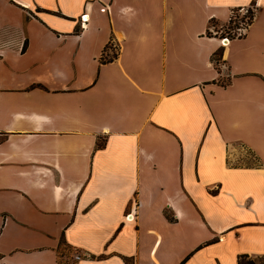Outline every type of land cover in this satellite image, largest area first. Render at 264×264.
<instances>
[{
  "label": "crops",
  "instance_id": "1",
  "mask_svg": "<svg viewBox=\"0 0 264 264\" xmlns=\"http://www.w3.org/2000/svg\"><path fill=\"white\" fill-rule=\"evenodd\" d=\"M240 256L264 262V0H0V264Z\"/></svg>",
  "mask_w": 264,
  "mask_h": 264
},
{
  "label": "built area",
  "instance_id": "2",
  "mask_svg": "<svg viewBox=\"0 0 264 264\" xmlns=\"http://www.w3.org/2000/svg\"><path fill=\"white\" fill-rule=\"evenodd\" d=\"M252 10V8H251ZM249 11H247L246 9H240L239 10V14L241 17H243L242 21L237 23L235 22V17L233 16V12H231L230 17L228 19V24L230 25V27H228L226 29L225 32H220V37H219V42L221 47H227L230 43V41L233 38H239L241 36H243L248 28V25L250 24V22L252 21L251 17L249 16H245V14H248ZM252 16H253V12L251 11ZM88 21V14L84 13L81 17H80V29H84L85 28V23ZM217 34V33H215ZM214 34V35H215ZM135 215H133L132 211L130 213H128L124 220L125 222H131L134 220ZM81 259V256H75V260H79Z\"/></svg>",
  "mask_w": 264,
  "mask_h": 264
},
{
  "label": "rangeland",
  "instance_id": "3",
  "mask_svg": "<svg viewBox=\"0 0 264 264\" xmlns=\"http://www.w3.org/2000/svg\"><path fill=\"white\" fill-rule=\"evenodd\" d=\"M248 12V14H245V16H249V14L251 13V8H247L246 9ZM233 16L235 17V22L239 23L241 22L243 19V17L240 16L239 11H234L233 12ZM242 159V158H241ZM241 165H251V164H255L254 161H252L250 156H245L242 160L239 161ZM260 264H264V262H260Z\"/></svg>",
  "mask_w": 264,
  "mask_h": 264
},
{
  "label": "trees",
  "instance_id": "4",
  "mask_svg": "<svg viewBox=\"0 0 264 264\" xmlns=\"http://www.w3.org/2000/svg\"><path fill=\"white\" fill-rule=\"evenodd\" d=\"M249 17H251V19L253 18L252 13L249 14ZM115 57L116 56H114V58ZM111 60H112V58L109 59V61H111ZM237 263L238 264H255V262L252 261V260H250V259H248L247 256H240V257H238Z\"/></svg>",
  "mask_w": 264,
  "mask_h": 264
}]
</instances>
